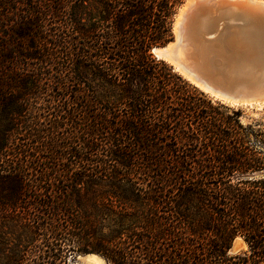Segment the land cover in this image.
Returning a JSON list of instances; mask_svg holds the SVG:
<instances>
[{
    "label": "trees",
    "instance_id": "trees-1",
    "mask_svg": "<svg viewBox=\"0 0 264 264\" xmlns=\"http://www.w3.org/2000/svg\"><path fill=\"white\" fill-rule=\"evenodd\" d=\"M179 2L0 0V264H264V125L150 53Z\"/></svg>",
    "mask_w": 264,
    "mask_h": 264
},
{
    "label": "water",
    "instance_id": "water-1",
    "mask_svg": "<svg viewBox=\"0 0 264 264\" xmlns=\"http://www.w3.org/2000/svg\"><path fill=\"white\" fill-rule=\"evenodd\" d=\"M228 1L229 5L223 4L220 11L212 15L213 26L211 18L209 25L200 26L199 18L187 10L181 16L182 23L177 32L172 30L171 40L162 46H153L150 53L157 60L172 62L178 68L177 73L180 71L184 74L179 75L189 81L188 77L196 88L198 85L202 86L205 91L198 89L214 100L233 98L237 100V104L247 109L248 95L234 89L229 81H221L219 76L222 77V74L216 69V65L217 62H222L223 67L234 66L239 72L249 75V78L264 75V3L255 4L252 0ZM233 4L239 8H235ZM252 6L255 9L250 8ZM219 23L220 27L216 25ZM238 27L241 28V35L237 39L231 29ZM232 37L236 38L235 41ZM169 43L172 46L167 48ZM170 66L174 69L173 65ZM234 244L235 242L232 249L236 250Z\"/></svg>",
    "mask_w": 264,
    "mask_h": 264
},
{
    "label": "bare ground",
    "instance_id": "bare-ground-1",
    "mask_svg": "<svg viewBox=\"0 0 264 264\" xmlns=\"http://www.w3.org/2000/svg\"><path fill=\"white\" fill-rule=\"evenodd\" d=\"M248 1V0H246ZM255 1V4L257 3H264L263 0H252ZM228 3V0H185V3L180 6L178 9V12L175 16V21L173 23V31L177 32V28L181 25L182 20L181 16L186 14L185 12L188 10V12L192 15H195L199 18V24L200 26L204 27V25H209V21L211 18V26H213L214 23V18L212 15H216V11H220V8L223 4ZM235 4H233L234 6ZM235 8H239V6H234ZM241 8V7H240ZM252 9H255V7H250ZM211 16V17H210ZM209 19V20H208ZM223 22V20H221ZM220 22V23H221ZM216 24L218 27H220L221 24ZM199 26V27H200ZM232 33L234 36L238 39L239 36L241 35V28H232ZM237 34V35H236ZM232 37V39H235ZM172 44L169 43L168 47H171ZM181 54V52H180ZM182 55V54H181ZM183 56V55H182ZM184 57V56H183ZM168 62V61H167ZM222 62H217L216 69L219 71V73L222 74V77L219 76V79L222 80H227L229 81L232 85H234V89H237L239 91L245 92L249 100L246 101L247 105L250 107L258 108L260 109L261 107H264V75H259L256 78H249V75H245L244 72H239L234 68V66H221ZM168 64L173 65L174 69L173 70H178V68L172 63L168 62ZM222 71V72H221ZM177 72V71H176ZM179 74H183V72L178 71ZM187 79L189 82H192L188 77ZM199 89L205 91L202 86H197ZM224 101L229 102L230 104H237V100H233V98H224ZM234 248L238 249V246L236 243L234 244ZM90 264H102V260L97 257L96 255H90L89 259Z\"/></svg>",
    "mask_w": 264,
    "mask_h": 264
},
{
    "label": "rangeland",
    "instance_id": "rangeland-1",
    "mask_svg": "<svg viewBox=\"0 0 264 264\" xmlns=\"http://www.w3.org/2000/svg\"><path fill=\"white\" fill-rule=\"evenodd\" d=\"M184 2H185V0H180L179 4L175 8L174 14L172 16V22H171V29L172 30H173V17L177 13L179 7ZM172 35H173V31H172ZM206 97L208 99H210L211 102H213L214 104L215 103H219V104L223 105L224 107L228 108L229 110L239 111V120H240V122L243 125L250 124L255 129L256 128H262L263 127V125H264V107H261L260 109H258V108H254V107H250L249 106V108L244 109V107L241 106V104H233L232 105V104H229V103L224 102V101L214 100L209 95H206ZM105 232H106V230H105ZM6 239H7V243L9 244L7 246H12L14 244V240H15V237L14 236H9ZM38 243H39V241H38ZM236 245L238 246V249L241 248V243L237 242ZM238 249H236V250H238ZM90 255H96L97 257H99L102 260V264H107L106 260L102 256H100V255H98V254H96L94 252H85V253L75 252L73 255H70V256H72V258H71V264H90V261L88 260L89 257H90Z\"/></svg>",
    "mask_w": 264,
    "mask_h": 264
}]
</instances>
